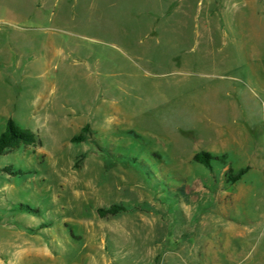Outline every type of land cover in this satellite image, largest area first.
I'll list each match as a JSON object with an SVG mask.
<instances>
[{
    "label": "rangeland",
    "instance_id": "obj_1",
    "mask_svg": "<svg viewBox=\"0 0 264 264\" xmlns=\"http://www.w3.org/2000/svg\"><path fill=\"white\" fill-rule=\"evenodd\" d=\"M9 119L0 264H264V0H0Z\"/></svg>",
    "mask_w": 264,
    "mask_h": 264
},
{
    "label": "trees",
    "instance_id": "obj_2",
    "mask_svg": "<svg viewBox=\"0 0 264 264\" xmlns=\"http://www.w3.org/2000/svg\"><path fill=\"white\" fill-rule=\"evenodd\" d=\"M89 128L85 127L83 129V134L79 137H74L73 142H82L85 140L84 134L88 133ZM18 145H24L29 147H38L41 145V140L36 133L33 131L19 126L14 120L9 119L6 124L4 132L0 134V157L10 149L17 147ZM194 162L200 165H203L207 169H212L215 163H225L227 156H213L212 154L201 151L194 156ZM248 171V168L238 171L236 174H233L231 171L229 174L230 182L239 181ZM21 174L22 172H18ZM118 207L114 206L109 211L99 210V214L104 216V213L116 214Z\"/></svg>",
    "mask_w": 264,
    "mask_h": 264
},
{
    "label": "crops",
    "instance_id": "obj_3",
    "mask_svg": "<svg viewBox=\"0 0 264 264\" xmlns=\"http://www.w3.org/2000/svg\"><path fill=\"white\" fill-rule=\"evenodd\" d=\"M233 129V128H232ZM232 129H230V130H227V132H228V135L229 134H231V137H232V141L234 142V144H235V146H236V149H237V151L240 153V154H245L247 151L249 152V148H250V144L248 143V141H246V144H245V141L243 140V137L246 139V137H245V134H244V132L242 131V130H239V129H237L235 132H230V131H232ZM227 135V137H229ZM246 135H247V139L249 140V138H251L252 137V135L251 134H248V133H246ZM226 137V136H225ZM226 139V138H225ZM227 141H229V140H227ZM221 142V141H220ZM216 144H218V146L217 147H213V148H211V151H215V152H219V153H221V152H228L229 150H231V147L230 146H228V145H226V143H225V145L224 144H221V143H216ZM240 145V146H239ZM219 146H221V148H219ZM245 148H244V147ZM254 153L253 152H251L250 151V156H251V158H254L255 156L253 155ZM254 166H256L255 164H254ZM241 170V169H240Z\"/></svg>",
    "mask_w": 264,
    "mask_h": 264
}]
</instances>
